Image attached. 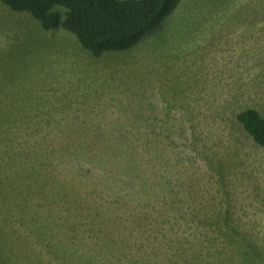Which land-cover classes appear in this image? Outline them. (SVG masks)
I'll return each mask as SVG.
<instances>
[{"label": "rangeland", "instance_id": "1", "mask_svg": "<svg viewBox=\"0 0 264 264\" xmlns=\"http://www.w3.org/2000/svg\"><path fill=\"white\" fill-rule=\"evenodd\" d=\"M100 56L0 1V264H264V0H181Z\"/></svg>", "mask_w": 264, "mask_h": 264}, {"label": "trees", "instance_id": "2", "mask_svg": "<svg viewBox=\"0 0 264 264\" xmlns=\"http://www.w3.org/2000/svg\"><path fill=\"white\" fill-rule=\"evenodd\" d=\"M26 11L43 29L61 27L95 56L136 45L171 14L180 0H0ZM254 144L264 147V117L255 108L235 115Z\"/></svg>", "mask_w": 264, "mask_h": 264}, {"label": "crops", "instance_id": "3", "mask_svg": "<svg viewBox=\"0 0 264 264\" xmlns=\"http://www.w3.org/2000/svg\"><path fill=\"white\" fill-rule=\"evenodd\" d=\"M181 1V0H180ZM178 4H180V2L178 3ZM176 10V9H175Z\"/></svg>", "mask_w": 264, "mask_h": 264}, {"label": "clouds", "instance_id": "4", "mask_svg": "<svg viewBox=\"0 0 264 264\" xmlns=\"http://www.w3.org/2000/svg\"><path fill=\"white\" fill-rule=\"evenodd\" d=\"M180 2V1H179Z\"/></svg>", "mask_w": 264, "mask_h": 264}]
</instances>
